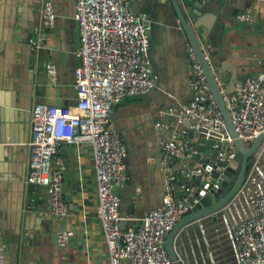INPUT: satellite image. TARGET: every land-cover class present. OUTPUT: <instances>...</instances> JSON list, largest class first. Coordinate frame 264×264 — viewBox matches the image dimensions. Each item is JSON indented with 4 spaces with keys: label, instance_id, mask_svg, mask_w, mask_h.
I'll use <instances>...</instances> for the list:
<instances>
[{
    "label": "crops",
    "instance_id": "0c3cea01",
    "mask_svg": "<svg viewBox=\"0 0 264 264\" xmlns=\"http://www.w3.org/2000/svg\"><path fill=\"white\" fill-rule=\"evenodd\" d=\"M46 4H51L55 15L50 26L43 25ZM205 5L203 23L210 30L196 32L202 48H208L210 57L220 48L225 70L235 71L240 81L263 73L262 0H209ZM74 6L75 0H0V264H109L97 218L96 173L89 145L58 148L64 164L63 201L68 206L62 220L44 214L46 189L26 182L32 109L43 103L64 109L74 105L78 65ZM131 7L136 16L149 20V59L158 80L149 94L126 97L110 113L127 149V183L116 189L123 229L137 228L146 212L162 206L166 186L161 143L176 127L175 116L167 110H176L192 98L189 43L170 1L142 0ZM249 8L255 9L253 21L239 22L237 16ZM33 38L43 41L39 56L32 55ZM48 65L56 69L54 84L48 82ZM211 223L204 221L197 236L185 243L188 259L191 264H234L217 248L218 230L214 234L207 230L208 224L214 226ZM62 231L73 236L65 247H58L56 236Z\"/></svg>",
    "mask_w": 264,
    "mask_h": 264
},
{
    "label": "built area",
    "instance_id": "2783aa9c",
    "mask_svg": "<svg viewBox=\"0 0 264 264\" xmlns=\"http://www.w3.org/2000/svg\"><path fill=\"white\" fill-rule=\"evenodd\" d=\"M142 0H75L74 19L78 27V65L74 70V105L70 109L43 103L30 114L29 160L26 182L42 186L47 193L45 215L62 220L68 214L63 201L64 164L57 152L61 144H87L92 151L96 173L97 218L102 226L109 264H172L165 241L174 225L189 214L200 198L219 188L225 166L235 159L236 149L224 118L211 94L206 75L194 49L187 46L189 87L192 98L179 106L176 127L161 143V165L165 178V197L159 209L146 212L137 228H121L120 198L116 189L127 183L125 144L110 119L113 106L126 97L145 96L157 86L158 77L149 59V20L136 16L132 5ZM167 2L168 0H160ZM206 4L209 0H195ZM264 14V0H262ZM255 9L237 16L241 23L253 21ZM43 25L54 19L51 4L42 14ZM37 33V31H36ZM39 39L29 42L38 48ZM202 59L210 67L208 48ZM213 81L227 112L236 139L249 146L264 133V72L243 78L232 93L217 74ZM49 84L56 69L47 66ZM177 110L168 109L174 116ZM156 126L162 127L160 123ZM196 134V136H195ZM199 140L213 141L216 149L214 178L203 167L207 160H195L194 146ZM186 159L182 165L180 160ZM178 165L176 169L174 165ZM185 168L186 170H182ZM186 182L194 176L199 183L177 184L178 175ZM209 185V187H206ZM202 192L195 196L196 189ZM179 193V198L174 193ZM214 226L222 220L234 264H264V147L254 156L244 181L234 198L215 214ZM72 232H58L56 244L65 247Z\"/></svg>",
    "mask_w": 264,
    "mask_h": 264
},
{
    "label": "water",
    "instance_id": "95a60500",
    "mask_svg": "<svg viewBox=\"0 0 264 264\" xmlns=\"http://www.w3.org/2000/svg\"><path fill=\"white\" fill-rule=\"evenodd\" d=\"M169 1L174 8L179 24L181 25V29L186 36L187 42L194 49L201 62L211 94L213 95V98L224 118L228 133L233 139V144L236 149L235 159L228 165L222 164V166H225V170L222 173L221 180H219V188L217 190H211L209 194L200 198L199 203L194 207V209L189 214L183 216L176 222L172 231L166 238L164 247L172 264H191V261L188 259L185 250V243H187V241L183 243L181 237L184 230L192 224H198V227H201L203 222H206L208 219L216 221V217L214 214L220 209L224 208L232 200V198H234V196L240 189L242 182L244 181L251 160L264 146V133L259 135L247 148H245L244 145L236 139L227 112L221 101V97L218 94L217 87L213 81L212 73L217 74V76L221 78L222 82L226 86L227 94L232 93L235 89V86L237 84H240L241 81L239 80L240 77L235 71L233 72L225 70L223 64V55L220 48L211 57L210 67L202 59L200 51L201 44H199V41L197 40L196 32L208 33L210 30V27L207 24L203 23V17L205 19V17L207 16L203 14L206 5L201 4L195 0ZM184 8L186 11L184 10ZM34 39L35 38H33V40ZM42 46L43 41L41 40V42H38V48L32 50V55L39 56ZM176 110L177 112H175L174 116L178 115V111L180 110V108L178 107L176 108ZM213 145V141L204 140H199L197 143H194L198 154L193 156V158L195 160L205 158L207 162L206 164H203V167H207L206 165H208L209 167L207 169L211 171L214 178H218L219 173L215 172L214 169L217 165L220 166V164L216 161V149L212 148ZM180 162L182 165L187 164L186 159L180 160ZM182 170L185 171L186 169L183 168ZM186 181L187 180L183 178V174L178 175V185L189 183L198 185L199 183V181L194 176L189 182ZM199 185L202 187L206 184L199 183ZM206 187H209V185H207ZM201 192L202 190L200 188H197L195 196L198 197V194H200ZM174 197L178 199L179 193H174Z\"/></svg>",
    "mask_w": 264,
    "mask_h": 264
},
{
    "label": "rangeland",
    "instance_id": "374dc122",
    "mask_svg": "<svg viewBox=\"0 0 264 264\" xmlns=\"http://www.w3.org/2000/svg\"><path fill=\"white\" fill-rule=\"evenodd\" d=\"M197 227H198V224H192L184 230L183 235L181 236L183 243L185 241L191 240L192 236L194 237L197 236L198 234ZM215 229L218 230L217 234L219 235V237L216 238V241H218L217 248L220 251L221 250L223 251L224 256L227 257V262H230L232 257H230L231 251H230V246L227 240V229L225 225L222 223V220L221 221L219 220V223L216 224L215 226H211L210 224L207 225V230L211 232L213 231V234L214 232H216ZM220 251L219 253L221 254L222 251L221 252Z\"/></svg>",
    "mask_w": 264,
    "mask_h": 264
},
{
    "label": "trees",
    "instance_id": "16d2710c",
    "mask_svg": "<svg viewBox=\"0 0 264 264\" xmlns=\"http://www.w3.org/2000/svg\"><path fill=\"white\" fill-rule=\"evenodd\" d=\"M245 148H247L248 146L247 145H244Z\"/></svg>",
    "mask_w": 264,
    "mask_h": 264
}]
</instances>
